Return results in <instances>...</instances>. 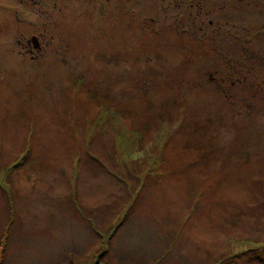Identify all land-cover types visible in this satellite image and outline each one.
<instances>
[{"label":"rangeland","instance_id":"obj_1","mask_svg":"<svg viewBox=\"0 0 264 264\" xmlns=\"http://www.w3.org/2000/svg\"><path fill=\"white\" fill-rule=\"evenodd\" d=\"M0 264H264V0H0Z\"/></svg>","mask_w":264,"mask_h":264},{"label":"crops","instance_id":"obj_2","mask_svg":"<svg viewBox=\"0 0 264 264\" xmlns=\"http://www.w3.org/2000/svg\"><path fill=\"white\" fill-rule=\"evenodd\" d=\"M135 196L139 197L138 200L135 201V205L132 206L131 203L129 204L126 202L123 206H117L116 209H112V213L114 215V218L111 220L110 226H106L104 229L103 226H100L98 221H101L103 218V214L106 213V210L103 211L102 216L100 215H89L87 209H91V207L88 205L89 203H83L82 206L77 202V199H71L67 206H68V212L71 214V217L65 216L66 211H59L55 210V206H52L51 211H49V214L55 215L56 217L63 216L65 218V221L63 224H53L52 231L53 233L59 234L60 230L66 232L67 234H70V229L66 230L64 227H60L59 225H71V221L73 224H75V221L77 218H82L83 222L88 224L87 232H91L93 229V225L98 230L99 233L106 234L107 238V244L104 239L99 237V242L103 243V251L101 252V255L106 254V250L109 249H118L116 250L117 256H119L122 260H125L127 256H125V252L127 250H141V253L143 254L145 251L149 249L148 244H153L155 241V232H157V228H154L155 223V217L152 213L147 212H141L138 209H142L148 204L147 202L142 204L144 200H146L148 194H134ZM90 197V194H89ZM142 199L141 201H139ZM137 202V203H136ZM142 204V205H141ZM140 206V207H139ZM139 207V208H137ZM137 209V210H136ZM92 211V210H91ZM134 212V214H132ZM151 214V215H150ZM146 218V219H145ZM136 220V222L134 221ZM78 222L77 228H81V222ZM141 222V224H139ZM149 222H152L151 224ZM97 233V232H96ZM90 240V239H89ZM142 244V245H141ZM144 251V252H143ZM138 253V252H136ZM139 254V253H138ZM130 258V257H129ZM127 258V259H129ZM125 262V261H123Z\"/></svg>","mask_w":264,"mask_h":264},{"label":"flooded vegetation","instance_id":"obj_3","mask_svg":"<svg viewBox=\"0 0 264 264\" xmlns=\"http://www.w3.org/2000/svg\"><path fill=\"white\" fill-rule=\"evenodd\" d=\"M33 39V38H32ZM32 42H33V44L37 47L38 46V43H37V41H36V39L34 38L33 40H32ZM28 52H30V49L28 48Z\"/></svg>","mask_w":264,"mask_h":264}]
</instances>
